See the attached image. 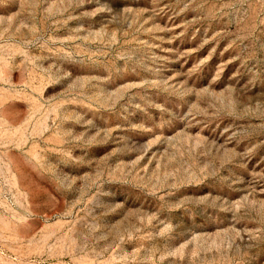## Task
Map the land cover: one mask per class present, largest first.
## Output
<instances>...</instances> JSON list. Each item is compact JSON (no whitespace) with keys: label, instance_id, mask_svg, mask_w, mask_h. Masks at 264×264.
Listing matches in <instances>:
<instances>
[{"label":"rangeland","instance_id":"obj_1","mask_svg":"<svg viewBox=\"0 0 264 264\" xmlns=\"http://www.w3.org/2000/svg\"><path fill=\"white\" fill-rule=\"evenodd\" d=\"M0 264H264V0H0Z\"/></svg>","mask_w":264,"mask_h":264}]
</instances>
